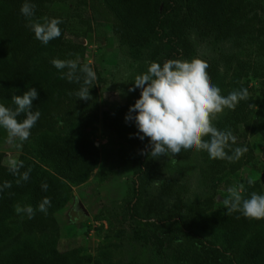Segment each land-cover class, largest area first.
Listing matches in <instances>:
<instances>
[{"label":"trees","instance_id":"trees-1","mask_svg":"<svg viewBox=\"0 0 264 264\" xmlns=\"http://www.w3.org/2000/svg\"><path fill=\"white\" fill-rule=\"evenodd\" d=\"M32 2L36 6L35 20L41 23L49 18L62 20L61 36L47 45L41 44L19 12L23 0H0V103L14 108L12 95H21L34 87L38 98L32 102L33 111L41 114L28 137L31 146L20 148L16 162L23 167L15 175L8 170L5 154L0 153V264H105L81 247L66 251L58 248L55 214L66 204L70 186L81 185L96 169L99 150L87 132L97 115L90 116L84 105L86 100L76 96L81 84L61 78V72L50 61L79 58L80 64L94 69L96 80L88 85L91 98L87 102H96L97 86L103 79L94 66L81 60V53L65 42L69 17L65 8L73 0ZM86 5L96 21L109 27L119 44L129 48L130 58L134 60L140 59L139 50L153 43L149 62L162 64L165 60L188 59L195 54L192 37L199 34L208 40L229 42L238 53L218 51L213 60L203 61L208 65L211 84L216 86L222 79L221 95L244 89L247 98L234 109L225 108L214 127L232 132L233 149L238 147L239 134L255 133L259 128L264 133V19L259 16L260 12L264 15V0H88ZM245 45L251 46V52L242 56L240 51ZM146 68L140 65L137 75ZM250 78L258 81L256 89L249 84ZM133 82L134 79L130 81L131 87ZM138 96L139 90L133 91L113 118H108L106 113L102 118L121 141L139 151L134 200L146 192L157 175L150 154L147 155L148 139L136 138L133 134L137 129L132 122L124 120ZM60 115L66 119L57 121ZM58 122L72 129L73 134H59ZM7 142L6 132L0 129V145ZM241 147L247 151L232 161L210 159L206 152L197 150L167 155L176 163L184 164L197 152L201 162L197 184L205 192L203 197L184 204L180 192L175 190L174 180H163L158 195L173 197L174 209L150 225L154 229V246L169 261L264 264V219L245 218L238 212L229 214L227 210L213 216L207 214L214 205L218 178L236 173L253 160L248 147ZM25 171H29L27 181L21 179ZM260 171L264 174V163ZM5 182L10 187H3ZM42 183L48 185L46 191L41 190ZM44 198L50 201L46 213L37 210ZM17 206H31L34 214L28 218L23 212L17 213ZM12 223L19 228L15 234ZM200 233L220 237V246ZM176 237L181 240L172 247Z\"/></svg>","mask_w":264,"mask_h":264},{"label":"rangeland","instance_id":"rangeland-1","mask_svg":"<svg viewBox=\"0 0 264 264\" xmlns=\"http://www.w3.org/2000/svg\"><path fill=\"white\" fill-rule=\"evenodd\" d=\"M87 3L88 0H73L65 8V13L69 15L65 42L73 46L78 54L81 53V60L94 66L103 79V83L97 86L96 102H84L90 116L97 115L87 132L99 150V162L84 183L70 186L66 204L55 214L58 248L66 251L81 247L105 264H179L169 261L163 251L154 246V229L150 224L171 214L174 209L173 197L158 195L163 180H174L175 190L180 192L184 204L205 195L197 184L200 158L197 152H193L189 162L179 164L167 155L160 158L150 155L156 179L140 198L133 199L139 151L121 141L102 118L105 113L108 118H113L131 97L132 92L128 91L130 81L137 75L140 65L148 66L146 62H149L155 44L139 50V60L131 59L129 48L119 44L109 27L96 21ZM259 16L264 19L261 12ZM192 41L195 54L183 60H213L218 51L238 53V50H232L229 42L208 40L201 34L193 36ZM245 49L240 51V55L250 54L251 46L245 45ZM220 82L216 84L219 89ZM249 84L256 89L258 81L250 78ZM224 112L225 109L215 115L211 121L213 126ZM61 118L66 119L64 115H60L56 120ZM57 128L59 134H73L72 129L62 123L58 122ZM24 145L31 146L30 140H13L0 145V153L5 154L7 165L16 161L20 148ZM236 145H246L253 160L236 173L218 178L214 205L207 212L210 216L226 210L223 200L228 196L229 187L241 186L244 199L249 198L252 193L264 194V174L260 171L264 163L262 129H257L255 133L239 134ZM12 229L14 234L18 232L16 223H12ZM193 229L198 232L196 228ZM201 236L218 247L221 244L218 236ZM180 240V237H176L171 246Z\"/></svg>","mask_w":264,"mask_h":264},{"label":"clouds","instance_id":"clouds-1","mask_svg":"<svg viewBox=\"0 0 264 264\" xmlns=\"http://www.w3.org/2000/svg\"><path fill=\"white\" fill-rule=\"evenodd\" d=\"M35 4L32 0H23L20 14L28 22L27 27L34 37L43 45L61 36L59 18L45 19L42 23L35 20ZM61 78L70 83L81 84L76 92L77 99L90 100L88 85L96 80L94 69L88 64H80L77 59H58L50 61ZM146 71L136 75L133 87L129 92L139 90V96L129 106L124 117L126 123L132 122L137 132L133 135L141 141L148 139L150 151L154 158L168 154H179L181 151H204L210 159L235 160L246 151L245 147L231 148L235 137L230 130H218L212 125V119L225 108L234 109L247 98L244 89L234 90L227 96L211 84L208 65L201 59L165 60L146 62ZM82 82V83H81ZM38 98L36 88L31 87L21 95H12L15 106L7 107L0 103V129L7 134V140L26 141L40 117L39 111H33V101ZM23 117L22 119H18ZM207 137V139H204ZM231 152V155H229ZM23 167L15 160L11 161L8 170L14 175ZM21 179H29V171L23 172ZM3 187H10L7 182ZM48 185L41 184L46 191ZM2 190V188H0ZM228 196L223 200L229 214L238 212L245 218L264 219V194L252 193L244 199L241 186L227 189ZM50 201L44 198L37 210L47 212ZM17 213H25L28 218L34 214L31 206H17Z\"/></svg>","mask_w":264,"mask_h":264}]
</instances>
